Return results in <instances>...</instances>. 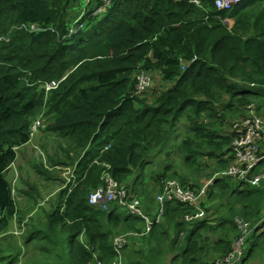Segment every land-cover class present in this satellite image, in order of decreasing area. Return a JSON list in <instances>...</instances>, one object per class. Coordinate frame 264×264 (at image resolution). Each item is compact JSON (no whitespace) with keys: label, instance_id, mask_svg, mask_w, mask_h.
<instances>
[{"label":"trees","instance_id":"16d2710c","mask_svg":"<svg viewBox=\"0 0 264 264\" xmlns=\"http://www.w3.org/2000/svg\"><path fill=\"white\" fill-rule=\"evenodd\" d=\"M75 1L0 0V235L17 215L6 173L43 111V131L65 142L69 160L56 155L49 167L74 165L77 181L56 193L45 224L48 251L57 264H111L115 232L142 231L144 222L116 203L108 211L87 203L104 169L154 216L163 179L196 190L194 172L208 165L203 157L220 162L218 169L228 163L232 125L217 130L228 110L253 105L264 118V0L229 11L214 0H110L98 12L105 2L90 0L76 22ZM139 70L155 71L168 85L152 97L136 94ZM51 81L56 86L45 91ZM180 123L186 131L175 149L184 167L166 176L172 167L165 162L145 174L157 155L170 158ZM49 167L40 160L35 169L51 178ZM204 202V217L190 220L195 207L164 202L162 218L123 248L124 264H206L224 256L241 234L235 219L253 224L264 216V182L216 178ZM262 255L264 220L242 263Z\"/></svg>","mask_w":264,"mask_h":264},{"label":"built area","instance_id":"2783aa9c","mask_svg":"<svg viewBox=\"0 0 264 264\" xmlns=\"http://www.w3.org/2000/svg\"><path fill=\"white\" fill-rule=\"evenodd\" d=\"M90 0H87L89 2ZM105 5H101L95 12H98L110 4V0H103ZM243 0H214L218 9L231 10ZM199 4L198 1H194ZM184 66V65H183ZM184 68V67H182ZM150 74L144 70L136 72L135 93L141 94L144 88L150 85ZM56 86L55 81L45 85L46 89ZM250 107V106H249ZM44 126L43 117L39 115L31 125L30 137ZM234 132L230 159L228 163L215 170L210 177L202 183L198 189L183 187L176 179L166 178L161 181L160 190L155 195L158 206L155 207V215L151 216L143 208V200L136 194L130 193L126 186L115 180L106 170L101 174L102 183L92 190L87 197V203L100 210L108 211L111 204L116 203L124 208L128 214L139 217L144 222V230L130 231V233H119L112 237V245L115 258L111 264H124L123 248L126 246L129 236L143 235L147 233L155 222L162 218L163 204L169 200H177L186 205L196 207L194 215L186 216V220L203 218L204 209L200 204L204 201L208 186L214 179L228 177L240 181L245 185L256 186L264 182V118L253 113L251 110L248 115L233 122ZM107 148V147H106ZM36 154L44 158L43 152L36 149ZM45 163V161H43ZM47 167V165H45ZM68 174V175H67ZM67 181L71 182V188L77 184L71 171L64 173ZM240 226L241 234L234 241L232 250L221 258L206 264H240L246 254L248 238L254 229L262 223L263 217L254 224L235 219ZM17 233V231H15Z\"/></svg>","mask_w":264,"mask_h":264},{"label":"rangeland","instance_id":"374dc122","mask_svg":"<svg viewBox=\"0 0 264 264\" xmlns=\"http://www.w3.org/2000/svg\"><path fill=\"white\" fill-rule=\"evenodd\" d=\"M82 1H84V3H82ZM87 4L92 5V3L87 2L86 0H76L74 2L73 9L72 11H70L72 20L78 16L79 12L82 11V7H84ZM227 23L229 24V22ZM149 74L151 76L150 85L146 86L142 92H147V95L152 97L153 95L157 94L161 89L165 88L168 85V83L160 80L158 74L155 71L149 72ZM226 99H227L226 97L222 98L223 101ZM243 107L240 106L234 110H228V113L225 114L224 122L221 125H217V130L220 132L230 131L231 125L235 120H238L244 115H248L251 110L253 111V113L256 114L253 105H247L246 107L244 108ZM41 112L44 113L43 111ZM39 114L41 113L39 112ZM185 131H186V126L183 123H180L179 128L176 132V135H178V139L176 141L174 138H172L171 141V144L173 143L174 148H170L171 151L169 156L170 158L166 160V158L164 159L162 158V155H157V157L154 158V162L152 166L146 167V170L148 172L146 171L145 174L151 173L155 175L160 171V168L165 162L167 163L169 162L172 167V169L170 168L169 172H166V176H172V172L174 170L181 171L180 169L184 167L183 159L181 157V153L178 151V149L176 150L175 148H177L176 143L178 142V140L180 141L184 137ZM61 140L60 139L58 140V138L53 134L46 133L43 130L39 131L35 135L33 141L26 144L28 146L24 147L23 145L21 146L22 148L20 147V149L17 151L16 160L13 162V164L9 166V170L6 173V177L12 183V194H13L15 206L17 208V215L12 220V223L9 227V229H11L12 231L11 230L8 231L7 233L8 236H0V256L6 255L5 254L6 249H4V245H6L8 242H10V244H12L13 247L17 251H19V247H20L19 241L21 240L20 234L25 230L24 227L23 228L21 227L22 225H26V223L43 224V225L46 224L47 216L54 208V204L57 196L56 193L58 191L57 187L67 182L66 176L68 174L64 176L63 169L61 170L51 169V171H49V173H51L49 174L51 178H45V176L38 173L35 167L38 166V161L41 160V157L36 154L35 149L36 147L40 148L43 151L44 160L46 161V163L49 166H53L54 161H57L55 159L58 158L56 157V155L60 156L59 159H64L63 158L65 154L64 149L66 147H65V142H62L63 140L62 141ZM64 161L69 162L68 159H64ZM203 161L206 162L208 165L205 168H202V170L194 172V178L196 179V186H198V183L201 184L203 181H206L209 178V176L215 170H217L221 165L220 162H217L215 159H210L207 157H203ZM61 166L64 167L63 164ZM69 167H70V171H72L74 165H69ZM169 178H174V177H169ZM190 180L192 183L194 182L192 181V178ZM44 185H47V187L45 188L47 193L45 190L42 189V186ZM50 187L51 188L53 187L52 190H49ZM91 191L92 189L87 191L86 197ZM148 203L151 202L148 201ZM205 204H206V208L210 207L208 202ZM151 207L152 204H150L149 208ZM26 218L28 219V221H25ZM19 229L22 230L20 231ZM15 231H17L16 235L13 234ZM122 233H130V231H123ZM116 234L119 233L115 232L114 235ZM136 236L138 237V235ZM133 237L135 236L132 235L129 236L126 245L130 244L131 246V244H133L131 243L135 240V238ZM132 247L133 249L134 248L137 249V244L132 245ZM44 255H45V259L40 263L48 262L49 256L44 253L42 257ZM217 258L218 257L214 258V260ZM2 260H4V258ZM20 262L21 261L17 262V264H21ZM247 262L246 264H264V255H262L261 257L253 258Z\"/></svg>","mask_w":264,"mask_h":264},{"label":"crops","instance_id":"0c3cea01","mask_svg":"<svg viewBox=\"0 0 264 264\" xmlns=\"http://www.w3.org/2000/svg\"><path fill=\"white\" fill-rule=\"evenodd\" d=\"M26 146L28 145H24V147ZM148 174L149 173H147V175ZM146 181L148 182L147 177H146ZM46 187L47 185H44L42 186V189L45 190ZM62 187H63L62 185L58 186L57 190H59ZM52 188L50 187L49 190H52ZM42 189H39V190H42ZM25 206H26V203H25ZM25 221H28V219L26 218ZM9 227L7 229V232L1 234L0 236H8L7 233L9 230H11L9 229ZM21 227L22 228L24 227L25 230L20 234L21 240L19 241V244H20L19 251H17L13 247V245L10 244V242H8L6 245H4V249H6L5 251L6 255L2 256L4 260H2L0 264H17V262L19 261H21L20 262L21 264H57L59 262L58 258H55V256L48 251L49 246H50V241L48 238V234L46 232L47 231L46 225L26 223V225H22ZM44 253L49 256V260L47 263H40L41 261L45 259V255L42 257ZM258 257H261V256H258ZM240 264H246V262H243V263L241 262Z\"/></svg>","mask_w":264,"mask_h":264},{"label":"clouds","instance_id":"9594fccd","mask_svg":"<svg viewBox=\"0 0 264 264\" xmlns=\"http://www.w3.org/2000/svg\"><path fill=\"white\" fill-rule=\"evenodd\" d=\"M86 1H87V0H86ZM194 1H198V0H194ZM194 1H193V2H194ZM246 1H247V0H243L242 2H240L238 5H236V6H234V7H240V6H241L242 4H244ZM198 2H199V1H198ZM194 3H195V2H194ZM213 3H214V1H213ZM196 4H197V3H196ZM198 5H199V4H198ZM100 6H101V5H100ZM214 6H215V4H214ZM106 7H107V6H106ZM106 7H104V9H106ZM215 7H216V6H215ZM234 7H233V8H234ZM216 9H218V8L216 7ZM218 10H223V9H218ZM223 11H226V10H223ZM83 12H84V11H82V12L78 15V17L75 18V22H76L78 19H80V16L82 15ZM222 20H224L225 22H229V21H230V19H229L228 16H225V18H223ZM55 82H56V81H55ZM49 83H50V82H49ZM135 83H136V82H135ZM46 84H47V83H46ZM46 84H45V85H46ZM56 84H57V82H56ZM50 89H51V88H50ZM50 89H46V88H45V91H48V90H50ZM142 93H143V92H142ZM40 113H41V114H38L37 117H38L39 115H42L44 126H43L42 128H40L38 131H36L35 134L33 135V137H30V130H31V125H32V124H31V125H30V128H29V138H28L27 143L32 142L33 139H34V137H35V135H36L39 131L44 130V127H45V125H46V123H45L46 119H45L44 113H42V112H40ZM37 117H36V118H37ZM36 118H35V119H36ZM35 119H34V120H35ZM34 120H33V122H34ZM33 122H32V123H33ZM27 143H26V144H27ZM26 144H25V145H26ZM36 149H40V148L36 147ZM36 149H35V151H36ZM40 150H41V149H40ZM41 151H42V150H41ZM42 152H43V151H42ZM41 161H42V162L45 161L44 158H41ZM43 163H44V162H43ZM44 165H47V167H49V165L46 163V161H45ZM45 167H46V166H45ZM49 168H50V167H49ZM106 168H108V167L106 166ZM50 169H51V168H50ZM63 170H64V172H63V174H64L67 170L70 171V167L63 168ZM105 170H107V169H104L103 171H105ZM107 172H108V171H107ZM71 173H72V175H73V170L71 171ZM64 176H65V175H64ZM73 176H74V175H73ZM209 177H210V176H209ZM101 181H102V180H101ZM203 182H204V181H203ZM203 182H202V183H203ZM69 183H70V184H69ZM202 183H201V185H202ZM67 184H69V187H68V188L71 190V185H72V183L69 182V181H67L64 185H67ZM201 185H200V186H201ZM94 189H95V188H94ZM94 189H93V190H94ZM136 195H137V194H136ZM155 195H156V194H155ZM155 195H154V197H155ZM137 196H138V195H137ZM87 197H88V196H87ZM138 197H140V198L142 199L141 196H138ZM142 200H143V199H142ZM204 201H205V198H204ZM204 201H203L202 203H204ZM202 203H201V204H202ZM201 204H200V207L203 209L204 207H203ZM109 208H110V207H109ZM195 208H196V207H195ZM261 218H262V217H261ZM261 218H260V219H261ZM260 219H259V220H260ZM259 220H258V221H259ZM263 220H264V216H263ZM256 222H257V221H256ZM256 222H255V223H256ZM262 222H263V221H262ZM253 224H254V223H253ZM260 225H262V223H261ZM260 225H259V226H260ZM261 229H262V227H261ZM19 230L21 231L22 229H19ZM255 230H256V229H255ZM13 234L16 235L15 232H14ZM113 236H114V235H113ZM249 237H250V236H249ZM247 243H248V242H247ZM247 248H248V246H247ZM246 251H247V249H246ZM245 255H246V254H245ZM123 256H124V255H123ZM219 258H221V257H219ZM123 259H124V258H123ZM213 261H214V260H213ZM213 261H210V262H213ZM241 262H242V261H241ZM208 263H209V262H208Z\"/></svg>","mask_w":264,"mask_h":264}]
</instances>
